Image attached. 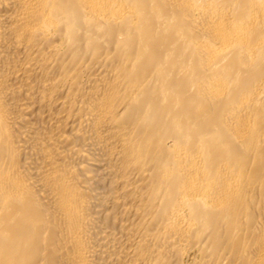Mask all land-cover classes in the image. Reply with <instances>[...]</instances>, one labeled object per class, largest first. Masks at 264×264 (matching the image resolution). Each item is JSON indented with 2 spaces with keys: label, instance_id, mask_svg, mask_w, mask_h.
I'll return each instance as SVG.
<instances>
[{
  "label": "bare ground",
  "instance_id": "6f19581e",
  "mask_svg": "<svg viewBox=\"0 0 264 264\" xmlns=\"http://www.w3.org/2000/svg\"><path fill=\"white\" fill-rule=\"evenodd\" d=\"M0 264H264V0H0Z\"/></svg>",
  "mask_w": 264,
  "mask_h": 264
}]
</instances>
